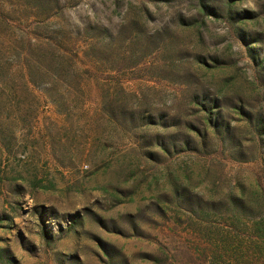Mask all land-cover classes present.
<instances>
[{
	"label": "rangeland",
	"instance_id": "1",
	"mask_svg": "<svg viewBox=\"0 0 264 264\" xmlns=\"http://www.w3.org/2000/svg\"><path fill=\"white\" fill-rule=\"evenodd\" d=\"M264 0H0V264H264Z\"/></svg>",
	"mask_w": 264,
	"mask_h": 264
},
{
	"label": "trees",
	"instance_id": "2",
	"mask_svg": "<svg viewBox=\"0 0 264 264\" xmlns=\"http://www.w3.org/2000/svg\"><path fill=\"white\" fill-rule=\"evenodd\" d=\"M261 236H263V237H264V233H263Z\"/></svg>",
	"mask_w": 264,
	"mask_h": 264
}]
</instances>
